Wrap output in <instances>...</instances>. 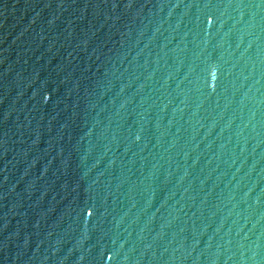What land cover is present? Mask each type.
<instances>
[{
	"label": "water",
	"instance_id": "obj_1",
	"mask_svg": "<svg viewBox=\"0 0 264 264\" xmlns=\"http://www.w3.org/2000/svg\"><path fill=\"white\" fill-rule=\"evenodd\" d=\"M0 264H264V0H0Z\"/></svg>",
	"mask_w": 264,
	"mask_h": 264
},
{
	"label": "snow or ice",
	"instance_id": "obj_2",
	"mask_svg": "<svg viewBox=\"0 0 264 264\" xmlns=\"http://www.w3.org/2000/svg\"><path fill=\"white\" fill-rule=\"evenodd\" d=\"M90 214V213H89Z\"/></svg>",
	"mask_w": 264,
	"mask_h": 264
}]
</instances>
